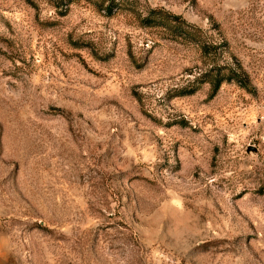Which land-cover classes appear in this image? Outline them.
Instances as JSON below:
<instances>
[{
  "label": "rangeland",
  "instance_id": "1",
  "mask_svg": "<svg viewBox=\"0 0 264 264\" xmlns=\"http://www.w3.org/2000/svg\"><path fill=\"white\" fill-rule=\"evenodd\" d=\"M0 264H264V0H0Z\"/></svg>",
  "mask_w": 264,
  "mask_h": 264
},
{
  "label": "trees",
  "instance_id": "2",
  "mask_svg": "<svg viewBox=\"0 0 264 264\" xmlns=\"http://www.w3.org/2000/svg\"><path fill=\"white\" fill-rule=\"evenodd\" d=\"M68 2L72 1V0H67ZM111 4L108 6V9L111 11ZM239 67L242 69V67L239 65ZM236 69V67H235ZM242 74L244 75V77L242 76ZM231 78H234L238 81V83H240V85H247L248 84V81H247V76L246 74L244 73V70L241 71L239 70L238 72H235L234 71V76H229ZM225 78L224 77H219V78H216L213 82V86L214 88H218L220 83L224 80ZM194 89H191V90H186V91H183V92H180V93H188V92H191L193 91Z\"/></svg>",
  "mask_w": 264,
  "mask_h": 264
}]
</instances>
